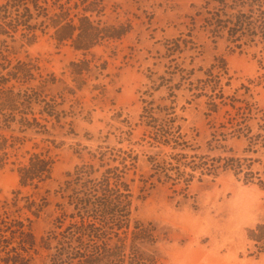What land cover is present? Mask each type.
Here are the masks:
<instances>
[{"label": "rangeland", "instance_id": "rangeland-1", "mask_svg": "<svg viewBox=\"0 0 264 264\" xmlns=\"http://www.w3.org/2000/svg\"><path fill=\"white\" fill-rule=\"evenodd\" d=\"M102 2L95 28L120 38L84 52L39 31L16 46L14 56L33 58L43 74L27 87L51 80L43 94L60 124L34 140L54 158L39 188L19 182L21 162L40 151L31 142L26 158L0 170V215L26 220L27 201L42 203L31 224L39 239L70 210L69 173L99 158L135 160L124 174L134 217L158 239L146 258L264 264V0L234 1L224 27L207 0ZM33 257L50 263L40 247Z\"/></svg>", "mask_w": 264, "mask_h": 264}, {"label": "trees", "instance_id": "trees-1", "mask_svg": "<svg viewBox=\"0 0 264 264\" xmlns=\"http://www.w3.org/2000/svg\"><path fill=\"white\" fill-rule=\"evenodd\" d=\"M234 1L207 0L214 3V27H224L221 13L227 16L235 9ZM101 7L102 0H0V170L16 164L14 157L26 158L30 142L40 150L21 162V186L37 189L51 177L54 158L34 140L51 136L60 121L43 94L51 80L27 87V82L37 80L41 67L31 57H15L16 46L32 44L39 31L84 52L101 39L123 36V32L110 35L95 28L93 14L99 15ZM99 160L98 165L85 164L68 174L73 178L67 184H75L69 187L70 210L48 234L38 239L31 228L42 211L43 204L37 200L27 201L26 220L9 211L0 215V264H31L39 247L48 254L49 264H155L156 258H146L143 251L158 242L157 235L153 227L134 217L133 192L124 175L135 160L122 167ZM79 188L82 193L76 192Z\"/></svg>", "mask_w": 264, "mask_h": 264}]
</instances>
